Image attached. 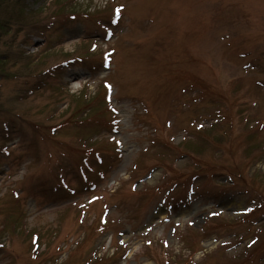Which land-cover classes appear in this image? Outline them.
I'll use <instances>...</instances> for the list:
<instances>
[{
    "label": "rangeland",
    "instance_id": "1",
    "mask_svg": "<svg viewBox=\"0 0 264 264\" xmlns=\"http://www.w3.org/2000/svg\"><path fill=\"white\" fill-rule=\"evenodd\" d=\"M0 22V264H264V0Z\"/></svg>",
    "mask_w": 264,
    "mask_h": 264
},
{
    "label": "trees",
    "instance_id": "2",
    "mask_svg": "<svg viewBox=\"0 0 264 264\" xmlns=\"http://www.w3.org/2000/svg\"><path fill=\"white\" fill-rule=\"evenodd\" d=\"M10 28L13 27V24H6L4 22H0V29L3 30L4 28ZM9 59H10V55L8 54H0V76L7 77V72L5 71L6 65L9 64ZM21 59V58H20ZM18 59V60H20ZM37 70H35L34 72H36Z\"/></svg>",
    "mask_w": 264,
    "mask_h": 264
}]
</instances>
